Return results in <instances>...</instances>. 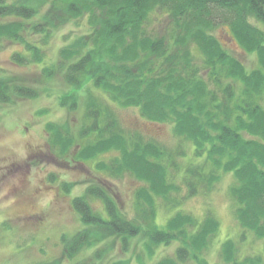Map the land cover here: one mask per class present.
Wrapping results in <instances>:
<instances>
[{
  "label": "trees",
  "instance_id": "trees-1",
  "mask_svg": "<svg viewBox=\"0 0 264 264\" xmlns=\"http://www.w3.org/2000/svg\"><path fill=\"white\" fill-rule=\"evenodd\" d=\"M82 19L87 30L50 58L52 34ZM221 26H228L242 49L256 53L255 67L223 45L214 32ZM5 40L23 47L13 52L14 63L41 64V81L61 76L75 90L70 109L77 108L80 91L86 93L77 137L69 125H46L53 149L61 155L74 150L78 161L114 152L95 169L116 178L129 173L140 182L132 218L102 184H90L73 198L82 227L61 236L63 256L73 264H100L109 245L102 253L101 242L118 237L127 250L137 236L148 255L159 245L179 243L173 255L154 264H211L205 253L220 228L214 213L201 218L178 210L164 225L157 215L159 202L180 206L212 191L225 173L234 176L230 195L243 233L264 242V0H0V43ZM93 88L120 106L137 107L150 121L172 123L176 137L192 143V159L183 164L185 150L127 132ZM39 95L30 82L0 73V102ZM93 197L103 209H94ZM245 237L223 240L222 264H264V250L241 256ZM86 249L93 250L89 258H78Z\"/></svg>",
  "mask_w": 264,
  "mask_h": 264
},
{
  "label": "rangeland",
  "instance_id": "rangeland-1",
  "mask_svg": "<svg viewBox=\"0 0 264 264\" xmlns=\"http://www.w3.org/2000/svg\"><path fill=\"white\" fill-rule=\"evenodd\" d=\"M166 21L163 19L160 23L164 32ZM86 30L87 25L82 19L78 24L71 22L55 31L47 46L49 57L56 59L60 46ZM214 32L229 52L248 68L257 65L256 53L242 49L230 36L228 26L218 27ZM22 48V45L12 41L0 43V73L30 82L39 88L40 95L16 99L12 103L0 102V264H36L40 261L73 264V261L63 256L61 240L63 233L72 235L82 227L80 215L72 205L73 198L84 194L90 184H102L115 197L123 212L132 218L137 216L135 190L140 182L129 173L116 178L95 169L96 162L116 155L114 152L78 161L73 158L74 150L61 155L53 149L49 144L46 125L50 121L69 125L77 137L84 121L86 93L81 90L77 108L70 109L69 104L76 92L65 84L61 76L41 81V64L19 65L12 61L13 52ZM93 93L108 102L127 132H138L145 139H154L172 150L177 147L181 151L185 150L187 156L182 159L183 164L192 159V143L176 137L172 123L150 121L137 107L120 106L99 88H93ZM62 99H67L66 105L61 104ZM233 183V173H225L212 191L192 196L180 206L169 209L159 202L157 222L164 225L178 210L191 212L201 218L207 212L214 213L220 228L205 253L211 264L221 262L223 240L239 241L242 234H246L245 239L239 242L242 257L263 252V240L255 238L248 231L243 233L237 220L236 202L230 195ZM90 202L94 209L104 208L99 198H90ZM106 243L109 244L108 250L100 264H112L115 261L154 264L164 256L173 255L179 244L174 241L169 245H159L153 255H148L141 236L132 238L127 250L122 248L120 239L114 237L99 244L98 249L102 253H105L103 246ZM92 251L86 249L78 258H89ZM187 264L195 263L189 260Z\"/></svg>",
  "mask_w": 264,
  "mask_h": 264
}]
</instances>
